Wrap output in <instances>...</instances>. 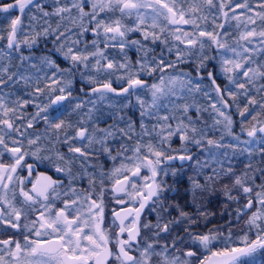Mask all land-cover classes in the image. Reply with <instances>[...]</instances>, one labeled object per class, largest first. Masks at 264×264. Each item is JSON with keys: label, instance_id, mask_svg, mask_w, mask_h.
Returning <instances> with one entry per match:
<instances>
[{"label": "snow or ice", "instance_id": "obj_1", "mask_svg": "<svg viewBox=\"0 0 264 264\" xmlns=\"http://www.w3.org/2000/svg\"><path fill=\"white\" fill-rule=\"evenodd\" d=\"M54 3L56 6L49 12L45 10L46 5L41 0H11V2L0 0V21H7V34L6 36L0 34V40L6 39L5 48L9 50L6 53L5 49H0V59H3L5 55L10 59V53L12 51L21 52L22 47L31 49L38 43L40 37L54 36L52 44L55 52L71 65L70 68L61 69L50 56H44L41 62L54 71L51 76L45 74L42 77L39 75L28 77L19 72L9 74L8 64L0 67V85L5 87L9 86L14 78L23 80L25 84H28L31 78L36 80L37 86L29 95L33 96V99L43 96L44 102L35 104L36 111L27 120L26 128H34L41 120L45 125L44 133H36L34 138L32 133L21 132L16 120L23 121L25 116H17V111L26 109L33 103V100L17 98L13 102L16 106L9 107L5 102V97L0 95V157L7 154L13 161L4 163L0 159V189L4 190V194H0V205L8 209L7 215L11 217V219H4L6 214L0 211V224H7L12 229L18 230L21 227V218L25 217L26 209L17 208L13 203L16 181H19V194L23 198V204L35 214V219L24 225L26 232L23 236V243L13 237L0 239V264H191L189 258L197 255L195 251L191 249L184 251V259L176 254L180 252L178 245L184 242V237L176 235L169 243L161 235L169 233L172 223L190 219L189 214L179 204L174 208L179 212L176 221L169 220L161 224L158 215V222L155 225L157 231L152 234L155 239L142 240L141 238V227L143 229L153 227L149 223L141 225V214L149 202L160 201L164 192L163 182L158 179V176L165 169H161L160 165L177 158L167 155L163 146L170 145L173 137H178L182 145L187 142L200 145L205 139L209 146L216 148L232 147L235 149L236 145H224L218 140L207 138V133L196 126V121L200 119L199 114L207 111L206 108H202L195 101L192 104L177 102L184 100L185 93L189 95L200 93L202 78L200 82H194L190 73L175 72L176 64L186 62V53H190L197 45L203 51L206 47L204 38H207L210 46L217 49L220 73L224 75L229 84L242 90L241 95H246L249 91L247 85L256 87L257 81H264V60L258 62L253 58V54L264 55V26L260 27L259 31L255 26L257 19L264 25V0H259L255 8L248 0H243V2L219 0L220 15L226 20L237 21L238 28L241 23L244 25L239 38L235 41V46L222 41L221 32L208 31L200 27L198 20L207 21L209 18L208 15L203 14L204 8L200 0H193L186 9L183 7V0H66L64 4H61V0H54ZM203 4L209 11L216 8L214 0H203ZM89 6L90 11H85V8ZM226 8L231 11V16H229V11L225 10ZM33 9L35 12L32 11ZM237 9L240 10L238 14ZM74 10L77 16L72 15ZM115 12H119L120 15L115 19L107 18L108 13ZM196 13L200 15H194ZM25 15L28 16V26L24 24ZM51 17H58L54 28L49 23ZM125 17H135V23L132 26L124 24L123 18ZM161 20H166L167 25L161 27ZM215 22L213 18L212 23L215 24ZM145 25L147 27H144ZM180 25H192L193 27L191 31H185ZM76 27L80 28L79 36H83L89 28L97 37L103 33L105 49L118 46L123 52L129 45H138L137 50L143 49L145 53L142 60H137L138 69L134 70L127 59L117 66L98 47V40L92 42L96 46L94 52L87 51L86 46L83 49L79 48L80 39L73 38ZM218 27L224 28V24ZM156 28H159L160 34L149 31V29ZM166 29L174 41L185 45L183 50L178 45H174L177 60L173 62H168L163 57L158 59L155 56L150 62L147 58L150 49L144 47L139 40L126 39L129 32H140L146 41L151 39L153 42L160 41L167 44V40L162 39L161 36ZM3 31L4 27L0 24V33ZM223 35L227 36L229 33L224 32ZM110 41L113 43L110 44ZM171 51L172 48H169V52ZM20 59L25 61L29 57L21 55ZM90 59L95 60L93 68L97 73L103 72L110 76L114 71L123 70V74L117 76V81L126 82V86L122 84L120 90L117 91L110 79L99 81L88 76L87 82L94 85L91 88L92 94L98 95L100 100L107 98L108 93L134 95L141 109V133L139 134L141 138L137 139L131 148L121 144V150L115 156L112 155L107 145L108 139L116 136L112 130L114 126L94 128L93 134H89L87 127H77L75 136L68 132L73 124L65 118L66 114L70 115L71 112L81 110L84 104L83 102L76 103L69 112L74 99L71 91L72 80L64 79L63 74L71 73L72 69L79 68L81 65L87 69ZM209 59L213 57L205 56L197 64L198 75L201 69L205 68V61ZM102 61L107 62L102 63ZM32 67L37 68L35 64ZM39 71L40 69L37 68V72ZM157 73H159L158 78H154L150 84L143 79L144 75L151 78L156 77ZM5 76H7L6 80ZM208 79L218 97V101L212 103L211 108L217 116L223 117V120L213 117L214 125L223 123L227 134L231 136L233 121L231 116L222 111V107H229L222 93L227 91L228 95L233 98L236 93L232 92L227 85L221 88L217 84L214 71L208 72ZM42 81H47L44 87L39 86ZM144 90L150 94V101L140 94ZM256 91L264 93V83H261ZM203 95L208 97L209 93L204 92ZM92 103L94 105L95 101ZM248 104L257 106L259 110L245 106L240 111L242 118L246 120L248 116H251L254 121L250 129L242 126L241 131H247V136L254 138L258 133H264V122L258 119L264 115V101L258 102L255 98L249 97ZM192 108H195L197 113L195 119L188 115ZM161 109L165 111L164 115H160ZM92 112L93 108H89L87 113L89 119H91ZM144 117L157 120V123L153 125V131L159 138L157 143L160 147H157L151 140L144 142L143 137L151 135L144 123ZM170 121H176L175 127ZM79 123L81 125L84 123L83 117ZM258 124L259 127H257ZM12 132L18 133L21 139L12 138ZM96 132L103 135L97 139ZM119 132L129 139L136 135L131 123L127 125V129L121 128ZM61 134H63V140H61ZM6 137L11 139V146L6 142ZM24 137H27V148L24 146ZM233 138L239 140L238 136ZM42 140H47L52 145L56 160L62 162V164H56L55 171L68 177L69 183L66 190H64L62 180L53 179L44 173H38L34 180L31 179L34 166L27 164L26 156L32 155L36 159L51 160V157L42 158L39 155L46 147L42 145ZM85 140L87 144L83 143ZM77 141L81 143V146H75ZM250 142L245 141L244 143ZM261 143H264V140H261ZM59 144L66 145L68 153L72 155L66 157L65 153L58 150L57 145ZM93 144L100 145L112 161L118 158L121 160L119 166L113 167L107 174V179L111 181V192L115 204L120 206L119 209L114 208L112 211L111 228L116 229L114 236L109 229L103 227L106 212L105 173H100L99 193L95 191V176L87 174L86 170L85 173L90 177L89 190H78L73 186V181L77 179L72 175L73 162L79 161L81 157L83 161H87L92 155L87 149ZM244 151L251 152V149L246 148ZM261 151L264 152V149ZM128 152H131V155H127ZM178 158L180 160L192 159L189 155H181ZM25 166L28 175H18V170ZM80 166L83 168L84 163L81 162ZM197 166L207 167L206 164L199 165V162ZM145 169L149 175L142 174V170ZM260 172L264 177V169H260ZM196 175L199 176L200 173L197 172ZM189 179L193 203H196L197 191H214L212 186L225 179L231 180V185L225 183L222 188L227 200L239 203L238 197L232 194L234 189L242 191L246 199V202L236 209L237 224L241 223L242 217L247 216V219L242 221L244 227L239 230L240 234L234 233L231 226L228 227L227 234L224 233L223 226L209 229L204 234L188 232L192 242L205 253L199 260V264H257L256 254L264 255V183L257 186L260 191L255 192V198H253L254 187L247 183L252 178L247 172L236 175L231 167L213 169L211 175H205L204 183L196 177H189ZM26 182L31 184L28 190H25ZM8 191L13 192L12 199H8ZM120 194L127 199L122 198ZM60 200L63 206L57 207L55 202ZM37 204H39V209L34 207ZM158 206L162 208L163 204ZM200 215L207 218L208 213L201 212ZM185 231L188 230L185 229ZM162 240L163 243H161ZM258 264H264V259H261Z\"/></svg>", "mask_w": 264, "mask_h": 264}, {"label": "rangeland", "instance_id": "obj_2", "mask_svg": "<svg viewBox=\"0 0 264 264\" xmlns=\"http://www.w3.org/2000/svg\"><path fill=\"white\" fill-rule=\"evenodd\" d=\"M7 2H11V0H8ZM43 4L46 5L45 10L51 12L53 10V7H55L54 0H41ZM66 0H61V4H64ZM193 2V0H183V7L186 9L188 6ZM216 3V8L212 9L211 11L208 10L207 6L203 4V0H200L201 6L204 8V15H208L207 21H199L201 28H206L208 31H218L221 32V40L227 42L229 45L235 46V41L239 38L240 31L243 29L244 25L243 23L240 24V27H237V21L228 19L226 20L223 16L219 13V0H214ZM237 2H243V0H237ZM248 2L255 8L257 3H259V0H248ZM226 11H229L227 8ZM35 12V9L32 10ZM85 11H90V6L88 8H85ZM239 9H237V14L239 13ZM73 16H77V12L74 10L72 13ZM103 15V14H102ZM120 14L119 12L115 13H108L107 18L109 19H115ZM196 16H199L200 13L194 14ZM232 13L229 11V16H231ZM248 15H251V13H248ZM213 18H215V24L212 23ZM58 17H51L49 20V23L52 25V27H56ZM87 22V18L85 20V23ZM28 16H24V24L25 26H28ZM67 23V22H65ZM123 23L132 26L135 23V17H125L123 18ZM224 24V28H219L218 25ZM7 25V21H6ZM167 25L166 20L160 21V26L164 27ZM257 27V30H260V27L264 26L261 24V22L257 19V24L255 25ZM39 27V26H38ZM144 27H147L145 25ZM168 27H174V26H168ZM182 29L185 31H191L192 25H180ZM251 27V26H250ZM61 31H63V28H61ZM149 31H155L158 34H160L159 28L156 29H149ZM224 32L229 33V35L225 36L223 35ZM74 39L79 38L80 44L78 45L79 48L83 49L85 46L87 47V51L94 52L96 51V46L93 45L94 40H98V47L101 48L106 56L111 58L110 60H113L117 66L120 63H123L125 59H127L132 68L138 69L139 65L137 64V60H142L144 58V51L141 49L140 51L137 50L138 45H129L127 46L123 52H121L120 48L118 46L116 47H108L104 48V36L103 33L99 37H97L89 28L87 32L83 34V36H79L80 28L76 27L74 29ZM7 34V27L5 28V33L3 35L6 36ZM162 39L167 40V44H163L160 41L153 42L151 39L144 40V37L141 35L140 32H129L126 36L127 40H139L141 44L144 45V47L150 49L147 53V58L151 62V59L153 56L157 57L158 59L163 57L168 62H173L177 60V52L174 45H178V47L183 50L185 48V45L179 44V42L174 41L172 39L171 34L165 30L163 34H161ZM54 36L49 37H40L38 40V43L33 46L37 47L36 49L39 51V53H35L32 48L29 49L27 47H22L21 52H15L12 51L10 53V59L7 55L3 59H0V67H2L4 64H10V60L12 57L16 58V61L19 68L17 66L15 67V70L9 72L11 74L12 72H19V73H25L24 76H31L39 75L44 76L47 74L48 76L52 75V72L54 69L49 68L46 64H43L42 58L44 56H50L57 64V66L61 69L70 68L71 65L68 61H65L61 55L55 52L52 44V40L54 39ZM206 40V47L201 51L199 46L197 45L190 53H186V62L177 63L175 72H187L190 73L193 77L194 82H200L202 78V91L200 93H196L194 95H189L185 93L184 100H178L177 102L180 104H183L185 102L192 104L193 101L195 103L199 104L202 108H206L207 111H202L200 115V119L196 121V126L200 129H203L207 133V138L215 139L220 141V143L224 145H236V148L233 149L232 147L228 148H216L215 146H209L207 144V139L202 140L200 145H197L193 142H187L182 145L181 141L178 137H173L172 141L170 142V145H164V150L167 155L171 156H179V155H187L191 154L189 156L192 157L191 160H183L181 162L182 165L177 169V176L176 178L180 176L184 178V182L186 183V188L184 189L185 192H178L181 195L185 196V200H187L188 206L184 208V211L189 214L190 219H184L179 222L172 223L170 225V230L172 232L168 234H161L164 236V238L171 243L172 239L176 236L175 230L176 227L178 230V234L181 237H184V242L179 244L178 247L180 248V252L176 253L177 255H180L181 259H184L183 252L186 250H193L197 253L195 257L189 258L191 261V264H199V260L202 258V255L205 254L203 252V249H201L197 244H194L192 240L188 236V232H191L193 234L199 233L204 234L207 233L209 229H215L223 226V231L225 234H227L228 227L231 226L232 230L236 234H240L239 230L244 227L242 221L247 219V216L242 217L241 223H236V209L241 207L245 202L246 199L244 197V194L242 191L239 190H233V195L237 196L239 199V203L236 201H229L224 196L222 188L223 184L227 183L231 185L230 179H225L223 181H220L218 183H215L212 187L215 189L214 191L208 190L205 192H199L197 191V199L196 203L192 202V194H191V181L189 177H196L200 180L201 183H204V177L206 174L211 175L213 173V169L220 170L221 168L227 169L231 167L236 175H240L244 172H247L248 175L252 178L247 181V183L250 186L254 187V192L252 193L253 198H255V192L260 191V188L257 187L258 185L264 183V177L261 176L260 169H264V152L261 151V149H264V143H261V140H264V133H258L256 137L249 138L247 136V131H241L242 126L245 129H250L252 123L251 116H248L245 120L240 116V111L243 110L245 106H249L250 109L255 108L257 111L259 110L257 106H252L248 104L249 97L255 98L258 102L264 101V93L257 92L256 88L260 86L261 83H264V81H257L256 87H253L252 85H247L249 91L246 95H241V91L235 87V85L229 84L228 80L224 77L222 73H220V66H219V56L217 54V49L214 46H210V41H207V38H204ZM7 41L0 40V49H5V52L7 53L9 50L5 48ZM110 44L113 42H109ZM169 48H172V51L169 52ZM107 50H109L107 52ZM222 51V50H221ZM15 55V56H14ZM26 56L29 57L28 60L21 61L20 56ZM205 56L207 57H213V59H209L205 61V68L201 69L199 75L197 74V64L202 60ZM253 58L256 59L258 62L261 60H264V55L256 56L253 54ZM107 61H102V63H106ZM95 63L94 59H90L88 68L85 69L83 65L79 66V68L72 69L71 73H64V79H71L72 85H71V91L73 100L76 103L83 102L84 107L74 112L76 115H74V121H71L73 124V127L68 129V132L70 135L74 136V133L76 131L77 127H87L89 134H93L94 128H107L110 125L114 126L113 131L116 133L115 137H110L107 141L109 145H113L114 149L112 150V155L117 154L118 151H120V145L125 144L129 148L133 147L135 144V141L137 139H140V122H141V116H140V107L136 102V97L129 96V95H116L115 93H108L107 97L109 96L111 99H104L100 100L98 98V95H94L91 92V88L94 87V85H91L87 82V75L88 72L99 81H106L111 80L112 86L117 89V91L120 90L121 85L123 84L126 86V82L124 81H117V76L123 74V70H117L109 74L107 73H97L93 65ZM35 64L37 68L40 69L39 72H37V68H33L32 65ZM170 72H173L172 69H169ZM214 71L216 73V81L217 84L224 88L225 85L228 86V88L236 93L235 98L228 95V92L225 91L223 94L225 102L229 105L227 108L222 107V111L225 112L226 115L231 116L232 118V135H228L227 131L225 130L224 124L220 125H214L213 117H216L220 120H223V117L217 116V114L212 110L211 104L218 101L217 94L213 90L211 86V82L208 79V72ZM28 73V74H26ZM174 74V73H173ZM59 75V74H58ZM159 73L156 74V77H148L147 75L143 76V79L146 80L147 83H152L154 78H158ZM4 79H7V76L4 77ZM34 79V78H33ZM80 81H84L83 83H79ZM23 80H18L17 78H14L13 82L9 83V86L12 88H9V86L5 87L3 85H0V95L5 97V102L8 103L9 107L16 106L13 104L14 101L19 98L20 100L25 99H32L33 103L30 104V110H23L20 109L17 111V116L24 115V113H28L25 116V119L23 121L20 120V131L25 130L24 127L27 125V120L31 118V115L35 113L36 108L35 104H39L44 102L43 96L36 97L33 99V96H30V93L34 92V88L37 86V82L34 79V83L31 84L33 88L26 89L24 86H22L24 83ZM45 83H40V87H44ZM18 86V87H17ZM17 88H20L21 94H25V97H20V92ZM75 92L76 94H74ZM204 92H208L209 96L205 97L203 95ZM9 95H15L10 97L9 101ZM144 99L150 101V94L147 92V90H144L140 93ZM175 99V98H173ZM93 100L95 101V104H89L88 101ZM166 102V101H164ZM125 105H127L125 107ZM129 106L136 107V113L138 114L137 121H127V123H131L135 129L136 135L133 136L132 139H129L127 136H122L119 132V129H127V127H120L119 121L121 118L127 119V109ZM74 107V106H73ZM72 108V107H71ZM71 108L69 110L71 111ZM89 108H93V112L91 114V119L89 120V117L87 115ZM81 111L83 112L81 114ZM97 112L106 113V115L103 118H100L98 120H94L93 117ZM165 111L161 109L160 115H164ZM255 114V112H253ZM179 115V113H177ZM188 115L192 116L193 119L196 118L197 113L195 108H192ZM81 117H83L84 123L81 125L79 122L81 120ZM66 118V117H65ZM144 123L146 124L148 132L151 134L150 136H144L143 140L145 143H147L149 140H151L154 144H156L157 147H160V145L157 143L158 137L156 136L155 132L153 131V125L157 123V120L155 118L150 117H144ZM261 122H264V115H261L258 118ZM89 120V121H88ZM70 121V119L68 120ZM122 122V121H121ZM173 124V127H175L176 121H170ZM89 123V126H88ZM226 123V122H225ZM260 125L258 124L257 127ZM34 134L33 138L36 133H44L45 125L43 121H39L34 128ZM191 135V133H189ZM103 134L96 132L95 136L97 139H99ZM239 137V140L234 139L233 137ZM12 138L21 139V137L16 132L11 133ZM223 137V139H221ZM199 138V137H197ZM54 139V137H53ZM61 140H63V134H61ZM245 141H251L250 143H244ZM6 142L11 146V139L6 137ZM42 145H45L46 147L41 152L43 153H54L52 150V145L47 140L41 141ZM79 142H76V145H79ZM24 145L25 148L28 147L27 144V137L24 138ZM61 145V144H59ZM57 145V148L58 146ZM251 149V152L244 151V149ZM89 150H93V148H88ZM175 150V151H173ZM225 153H227V156H225ZM6 156L0 157V159H3V162L12 163L11 157L5 154ZM127 155H131V152H128ZM175 161V160H174ZM199 162V165H207V167H198L197 163ZM121 163L120 158H118L116 161H113L112 168L119 166ZM167 164V163H165ZM163 164L160 165V167ZM247 165H250V167H246ZM161 169H165V171H161L160 175L158 176L164 185V192L162 193L160 201L153 203L150 202L148 209L155 213L154 221L152 222V228H151V239H155L153 237V232L157 231L155 228V225L158 222V215H159V222L163 224L164 222L161 220V218L164 215L173 214L172 217L174 219H178L179 212L172 209V206L169 201H166V199H163V194L166 193L170 187L173 185L172 180H166L165 176L169 174L170 167L165 166L161 167ZM197 172L200 173L199 176H197ZM127 174V173H125ZM143 175H149L148 171L142 170ZM163 178V179H162ZM180 178V179H181ZM142 182V181H141ZM187 189V191H186ZM0 194H4V190L0 191ZM187 192V193H186ZM184 193L186 195H184ZM163 199V200H162ZM159 204H163V207H159ZM171 206V207H170ZM155 209V211L153 210ZM254 210V209H253ZM201 212H207V218L204 216H201ZM168 221V220H167ZM187 229L188 231H185ZM163 241V240H162ZM264 259V255L261 253H257L255 256V260L258 262Z\"/></svg>", "mask_w": 264, "mask_h": 264}, {"label": "flooded vegetation", "instance_id": "obj_3", "mask_svg": "<svg viewBox=\"0 0 264 264\" xmlns=\"http://www.w3.org/2000/svg\"><path fill=\"white\" fill-rule=\"evenodd\" d=\"M22 132H25V130H22ZM27 132L32 133V135L34 134L33 130H28ZM74 136H75V133H74ZM77 142H79V141H77ZM83 143L87 144L88 142L85 140V141H83ZM107 145L110 147V150L112 152V150L114 149L113 145H109L108 143H107ZM24 146H26V145H24ZM76 146H81V143L79 145H76ZM91 148H93V150L87 149V151L92 153V155L89 157V159L87 161H83V158L81 157L79 161L73 162L72 175L77 177V179H75L73 181V186L76 187L78 190H89V178L90 177L87 174H92L96 178L95 191H96V193H99L100 187H101V185H100V179H101L100 173L101 172L105 173L104 186L106 188V192L104 195V203H105V207H106V212H105V221H104L103 227L105 229H109L111 231L112 235L114 236L116 229L111 228V223L113 220L112 211L114 208L119 209L120 206L115 204V201L113 199V194L111 192V181H109L107 179V174L112 169L113 161L107 156V154H105L103 152L100 145L93 144L91 146ZM98 149H99V151H97ZM58 150L65 153L66 157H70L72 155L71 153H68L66 145H62V144L59 145ZM39 155L42 158L46 157V156L51 157V160L36 159V157H34L32 155L26 156L25 161L27 162V164H32L34 166V172L32 174L31 179L34 180L38 173H44L45 175L51 176L53 179L62 180L63 184L65 186L64 190H66L68 183H69L68 177L65 176L64 174L57 173L55 171L56 164H58V163L62 164V162L56 160L54 153H45V151H44L43 153L40 152ZM115 155H113V156H115ZM3 159H5V157ZM81 162L84 163L83 168L80 166ZM4 163H7V162H4ZM23 163L24 162L22 161V164ZM165 163H167V164H165ZM182 165H184V164H181V163L179 164L176 161L171 160V161H165L163 163V165L161 166V167H165V166L170 167L169 174H167L165 176V178H166V180H172L173 185L170 187V189L166 193L163 194V199L165 197L169 198V199H166V201H169L170 204L173 205L172 209H174L175 205H177V204H179L183 208V210L186 206H188L187 200H185V196L178 193L180 191L185 192L184 189L186 188V183L183 181L184 178H181V177H185V176H180V177L176 178L177 169L179 167H181ZM85 170H86L87 174L85 173ZM173 170H175V173H173ZM18 175H20V176H27L28 175V170H27L26 166L18 170ZM158 179L161 180L159 177H158ZM19 187H20L19 181H16L15 185H14L15 199L13 200V203L17 208L26 209L25 217L21 218V221H20L21 227L18 230L12 229L7 224H0V239H6L9 237H13L15 239L20 240L21 243H23V236L26 232L24 225L29 224L30 221L35 219V214H33L31 212V210L28 209L27 206L23 204V198L19 194ZM30 188H31V184L26 182L25 183V190H28ZM0 191H2V189H0ZM186 191H187V189H186ZM120 195L122 198L127 199V197H124L123 194H120ZM184 195H186V194L184 193ZM7 197H8V199H12L13 198V192L8 191ZM55 203H56L57 207L63 206L62 200L56 201ZM149 204H150V202H149ZM149 204L146 206V208L144 209V211L141 214L142 215L141 225L144 223H149L152 225V222L154 221L155 213H152L148 209ZM34 207L39 209V204L34 205ZM0 211L5 212L6 215H5L4 219H11V217H9L7 215L8 209L6 207H4L3 205H0ZM172 215L173 214H168V216L164 215L161 218V220L163 222H167V220L168 221L169 220L176 221V219H174L172 217ZM13 222H15V221H13ZM179 228L177 229V227H176L175 235L178 234V230L183 231V230H180ZM151 231H152L151 229H143V227H141V238H142V240L143 239H151V235H150ZM170 232H172V231L170 230L169 233ZM161 243H163V241H161Z\"/></svg>", "mask_w": 264, "mask_h": 264}, {"label": "trees", "instance_id": "obj_4", "mask_svg": "<svg viewBox=\"0 0 264 264\" xmlns=\"http://www.w3.org/2000/svg\"><path fill=\"white\" fill-rule=\"evenodd\" d=\"M8 0H6V2H7ZM0 24H2L3 25V27H4V31H3V33H0V34H4L5 33V28H6V21H0ZM37 47H33L32 48V50L35 52V53H39V51L36 49ZM109 50H107V52H108ZM15 56V55H14ZM109 59H111L110 57H109ZM9 65V72H11V71H13V70H15V67L14 66H17L18 65V63H17V61H16V58L15 57H12V59L10 60V64H8ZM20 74H22V75H24L25 73H20ZM26 74H28V73H26ZM88 76H92V77H94V75H92L91 73H90V71L88 72V75H87V77ZM28 77H31V76H28ZM94 78H96V77H94ZM46 81H42L41 83H45ZM84 81H80L79 83H83ZM24 84L22 85V86H24L27 90L28 89H31V88H33V86L31 85V84H33L34 83V79L33 78H31V79H29V81H28V84H25V82H23ZM18 87V86H17ZM9 88H12L11 86H9ZM18 89V91L20 92V88H17ZM74 94H76L75 92H73ZM11 96H15V95H9L8 94V97H9V101H10V97ZM26 95L25 94H21V92H20V97H25ZM106 99H111L109 96L106 98ZM93 102V100H90V101H88L87 103H89V104H93L92 103ZM76 104V102H74V101H72V105L69 107V108H71V107H73L74 105ZM23 110H30V105H28L27 107H26V109H23ZM69 112H71L70 110H69ZM83 112L81 111V114H82ZM25 114V116L28 114V113H24ZM74 115H76V113H74V112H71V114L70 115H67L66 114V119L67 120H69L70 119V122L71 121H74ZM106 115V113H101V112H97L95 115H94V117H93V119L94 120H98V119H100V118H103L104 116ZM138 117H140V116H138V114L136 113V107H134V106H129V108L127 109V119H124V118H121V120L119 121V126L120 127H127V125L129 124V123H127V121H137L138 119ZM90 120V119H89ZM88 120V121H89ZM122 121V122H121ZM16 124L17 125H20V120H16ZM88 126H89V123H88ZM24 129H25V131H28V130H33V133H34V129H27L26 127H24ZM25 138V137H24ZM23 138V139H24ZM206 175H208V174H206Z\"/></svg>", "mask_w": 264, "mask_h": 264}, {"label": "water", "instance_id": "obj_5", "mask_svg": "<svg viewBox=\"0 0 264 264\" xmlns=\"http://www.w3.org/2000/svg\"><path fill=\"white\" fill-rule=\"evenodd\" d=\"M179 156H181V155H179ZM179 156H176V157H177V158H176L177 160H180V159L178 158Z\"/></svg>", "mask_w": 264, "mask_h": 264}]
</instances>
